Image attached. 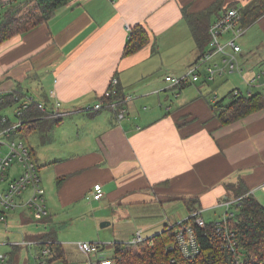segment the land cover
Wrapping results in <instances>:
<instances>
[{"label":"crops","instance_id":"1","mask_svg":"<svg viewBox=\"0 0 264 264\" xmlns=\"http://www.w3.org/2000/svg\"><path fill=\"white\" fill-rule=\"evenodd\" d=\"M9 1L0 0V16ZM253 1L71 0L48 22L0 43V94L21 89L25 98L59 101L72 114L58 127L82 129L78 137L56 139L53 127V140L46 138V143L65 141L67 147L43 153L39 172L49 190L48 215L34 214L38 220H33L26 207H19L20 220L8 214L9 225L27 227L44 219L43 228L22 230L23 239L6 243L54 232L64 258L53 264H101L105 252L86 254L78 244L82 240H65L56 231L58 208L67 209L63 219L69 222L88 209L93 220L112 227V234L100 240L114 244L131 242L138 231L146 238L178 224L191 214L188 199L195 196L201 215L229 204L236 197L228 185L239 180L264 204V108L228 124L214 108L220 100L217 90L232 78L229 90L264 96V81L258 82L264 77V14L239 39L242 72H225L237 76L224 73L212 91L201 90L216 80L206 74L182 89L166 79L186 74L200 55L185 10L197 14L216 3L227 8ZM136 24L149 29L152 41L125 56L129 29ZM115 75L127 93L126 116H116L113 107L84 110L106 95ZM19 174V169L9 171V176ZM97 183L104 195L91 199ZM86 197L92 202L81 201ZM38 250L36 264L42 263Z\"/></svg>","mask_w":264,"mask_h":264},{"label":"trees","instance_id":"2","mask_svg":"<svg viewBox=\"0 0 264 264\" xmlns=\"http://www.w3.org/2000/svg\"><path fill=\"white\" fill-rule=\"evenodd\" d=\"M70 1L71 0H10L6 2V8L0 16V43L17 34L29 32L37 26L48 22L59 9ZM230 7H236L240 10L242 14V23L246 27L264 14V0H254L243 7L229 6L223 8L220 3H216L204 12L197 14H190L186 10L184 11L185 18L189 19L191 22V29L200 50L198 59L209 51L211 40L210 27L213 21L222 11ZM129 30V38L123 53L125 56L137 52L152 41L149 29L142 24L131 26ZM153 40V52L156 53L158 51V39L155 37ZM198 59L191 66H193ZM114 78L118 80L115 84L112 82ZM191 82L196 83L195 81ZM189 83L190 82L187 84L175 85L174 88L182 89L189 85ZM108 90H114L115 92L110 95L104 94L100 98L99 102L102 103L101 108H95L96 103L93 107H87L84 110L98 111L105 108L112 109L108 107L107 104L112 101H117L119 102L118 106L113 108L115 109L116 116L119 114L120 110L124 109L126 113L123 117H125L128 109L125 107L128 97L127 93L123 91L120 80L116 75L112 78L107 91ZM234 90L228 93L230 100L227 104L223 105L222 100L214 103V108L217 110V114L223 124L234 122L264 108L263 94L255 93L245 95L240 91L238 94H235ZM19 101L20 104L16 110L22 109L23 111V127L13 135V138L20 137L23 139V137L27 138L34 134H40L43 135L42 137L48 138V136L51 135L53 127L60 125L66 116L72 114L70 110H63L60 107L59 111L62 114L55 115L56 101L51 103L49 100L45 99L33 100L29 98V96L25 98L21 89L7 94H0V109L11 106ZM39 104L45 105L46 109H42ZM1 128L2 124L0 121V129ZM26 144L28 145L32 160L39 172L41 165L37 164L35 149L30 141ZM16 163L18 164L17 168L20 170V174L13 177L9 176L8 173L9 180L18 178L23 172L22 165L18 162ZM62 180L63 179H60L59 183H61ZM228 189L233 191L236 197V199L227 204L233 205L234 210L226 216L228 228L234 232V239L236 240L234 251L226 247L222 236L218 232L219 223L222 224L223 220L206 221L205 227L196 226L200 252L193 258H187L183 255L178 245L174 230L176 225H174L172 227H167L162 232L151 237H146L144 241L138 245L131 244L130 242H115L112 244L115 264H264V204L249 191V187L243 180H239L236 184H229ZM29 192L30 190H28L26 195H29ZM197 200V196L188 199L191 214L200 211L197 206ZM189 217L193 219L190 215L187 218ZM34 239L41 241L39 246H45L51 249L47 254L42 253L41 250L39 251L38 260L42 262L39 264H53L59 259L64 258L62 246L56 240L54 232L37 234L32 237L31 240ZM172 245L173 248L171 247ZM11 246L12 249L9 253L8 264H19L21 247L29 245L19 242Z\"/></svg>","mask_w":264,"mask_h":264},{"label":"built area","instance_id":"3","mask_svg":"<svg viewBox=\"0 0 264 264\" xmlns=\"http://www.w3.org/2000/svg\"><path fill=\"white\" fill-rule=\"evenodd\" d=\"M247 27L242 23V14L236 7H230L220 13V15L213 21L210 27L211 40L209 44V51L201 56L198 61L191 66L186 74L182 76L169 75L166 77L172 85L187 84L191 81H198L202 77L201 69L206 71L208 79L213 80L217 76H222L226 70L240 71L242 68L238 60V53L242 51V46L239 39L246 32ZM221 57V62L216 59ZM262 72L257 75L254 80L259 78ZM114 84L118 82L116 78L112 81ZM114 90H108L106 95H110ZM235 94L239 93L238 89L234 90ZM55 115H61L59 111L61 102H55ZM119 102L112 101L107 104L108 107L116 108ZM42 109H46L45 105L39 104ZM102 103L98 102L95 108H101ZM89 108V107H88ZM67 113V112H66ZM126 110L119 111V116L123 117ZM17 117L16 121L6 115H0L2 128L0 129V223L8 229V209H15L19 207H26L31 209L34 214L39 217L48 215L46 205L45 189L41 185V176L37 170L35 163L32 160L30 150L26 142L13 135L20 131L23 127V111L22 109L15 110ZM6 147V148H5ZM14 162H18L23 167L22 174L14 179H8V173ZM264 189V185L262 186ZM30 190L28 198L23 199L24 194ZM104 195L103 185L97 183L94 190L90 194V198L101 199ZM192 218H186L176 224L174 228L178 245L187 258H193L200 252V245L197 239L196 226L205 227L206 221L202 217L200 211L190 214ZM227 215H224L223 223L218 226V232L227 248L235 250L236 240L234 239V232L228 228ZM142 231H138L131 244L138 245L144 241ZM39 240H23L22 243L32 246L39 245ZM13 244V243H11ZM80 249L86 254L98 255L102 248L101 245L90 241L78 242ZM173 248V245L171 246ZM42 253L47 254L51 251L50 248L40 246ZM39 250V251H40ZM114 255V253H113ZM9 253H0V264H8ZM101 264H115L114 257H102Z\"/></svg>","mask_w":264,"mask_h":264},{"label":"rangeland","instance_id":"4","mask_svg":"<svg viewBox=\"0 0 264 264\" xmlns=\"http://www.w3.org/2000/svg\"><path fill=\"white\" fill-rule=\"evenodd\" d=\"M205 73H206V71L204 69H201V75H202L201 77L202 78H203ZM227 75L237 76V73H227L226 76ZM219 78H221V77L217 76L215 81L210 83V85L207 87H202L201 90H205V91L211 90V88H210L211 85H213V84L215 85V84L220 82L221 79H219ZM260 81H264V77L261 80H258L259 83H260ZM199 83H202V82H199ZM224 84H225L224 86H222L219 90H217L218 91L217 97L220 100H223L227 103L230 100L228 93L230 91H232L229 89L234 87L233 78L230 80H227ZM260 90H263V89H260ZM19 104H20V101L17 103H14L11 106L4 107V108L0 109V115L8 116L12 122L16 121L17 117L15 115V110L19 106ZM69 121H70V118H67V117L64 118V122H62L60 125L56 126L55 135H52V136L55 137L56 139H58L59 136H64V137L66 136L67 137V135H70V136L75 135L76 137H78L77 134L82 135V129L79 128L80 131L79 130L76 131V129H74L73 125L68 124L65 127H58V126H62L65 123L67 124V122H69ZM66 133H68V134H66ZM42 136L43 135H40V134H34V135H30L27 138L23 137V140L26 143H28L30 141V143L33 145L35 152H36L35 155L37 156L36 160L39 163V165L42 164V161L44 158V156H43L44 152H47L48 150H50L52 148L62 149L67 144L65 141L64 142L63 141H60V142L59 141H52L53 137L51 138L50 137L51 135L48 138L52 139L51 141H49L52 143H46L47 137H42ZM17 167H18V164L16 162H14L11 166V171L13 172V171H15V169L17 170L18 169ZM41 169H43V167H41ZM42 186L45 188L44 181L42 182ZM46 190L47 189H45V196L47 198H49V190H47V193H46ZM23 197H24V200H26V198H28V195L25 194ZM47 198H46V201H47ZM81 201H83L85 203L92 202V200H89V198H87V197ZM77 207H79V206H77ZM233 210H234L233 205L223 204V206H219L217 208L209 209L207 211L205 210L206 212L203 213L202 216L208 222H210V221H221V220H223L224 215H228ZM6 211L8 212L9 216H11V219L12 218H18L19 219V217H18V216H20L19 215V213H20L19 208L8 209ZM28 211L31 212L32 210L29 209ZM66 211H67V209H65V208H58L55 211V214H56L55 216H58L60 218L55 220V224L53 226L56 229V231L58 233H60V236L63 239H65V240H82V241H90V240H85V239H91V241H93L95 243H97V242H98V244L101 243L100 245L102 247V251L106 253V254H104V257L113 256V253H114L113 252L114 251L113 245L110 244L109 242H105V241L100 240V239H103L104 237H109V235L112 234V227L102 226L101 222H96L95 220H93L91 218V216H92L91 212L88 209H85V213H86L84 216L85 219H83L84 217H82V218H76L70 222L65 221L63 218L65 217ZM73 211L77 212L78 209L74 208ZM30 214L32 215L33 220H38V218L44 217V216L39 217L35 214L36 217H38V218H36L33 211ZM39 221H41L40 224L35 223V224L28 225L27 227H24L23 225L14 226V224L11 222L12 224L9 225L8 229H6L2 225V223H0V253H8L9 251H11V248H12L11 244L10 243L7 244L6 242L20 241L21 239H23L22 233H21L22 230L26 232L27 230L38 231L39 229H42L43 225L41 223H42V221L44 222V219H42V220L39 219ZM2 242H5V243H2ZM28 248H30V251H27ZM36 249L40 250V246L37 244L32 245V246L21 247V254L19 255V257H20V263L19 264H36L35 259L37 257L34 253V251ZM39 250H38V252H39Z\"/></svg>","mask_w":264,"mask_h":264}]
</instances>
